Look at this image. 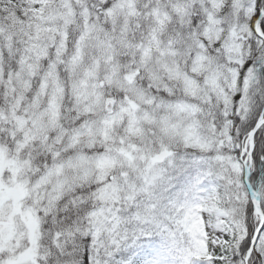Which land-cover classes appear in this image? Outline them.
Returning a JSON list of instances; mask_svg holds the SVG:
<instances>
[{
	"label": "snow or ice",
	"instance_id": "6c2138e0",
	"mask_svg": "<svg viewBox=\"0 0 264 264\" xmlns=\"http://www.w3.org/2000/svg\"><path fill=\"white\" fill-rule=\"evenodd\" d=\"M0 264H264V0H0Z\"/></svg>",
	"mask_w": 264,
	"mask_h": 264
}]
</instances>
